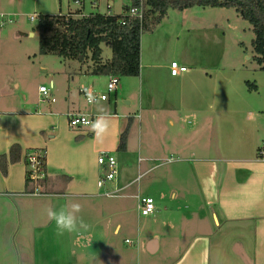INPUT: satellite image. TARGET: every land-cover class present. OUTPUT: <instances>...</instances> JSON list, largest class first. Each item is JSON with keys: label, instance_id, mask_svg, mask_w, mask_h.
<instances>
[{"label": "crops", "instance_id": "0c3cea01", "mask_svg": "<svg viewBox=\"0 0 264 264\" xmlns=\"http://www.w3.org/2000/svg\"><path fill=\"white\" fill-rule=\"evenodd\" d=\"M150 39L142 41L140 76H127L125 80L127 86H145V98L142 93L136 101L135 92L126 82L121 85L120 78L119 89L100 102L111 122L103 139H97L88 127H71L67 117L70 112L84 110L94 114V119L98 114L97 106L88 105L80 92L85 85L100 92L106 89L109 76L92 74V62L61 61L60 69L54 73H69V87L54 103H40L39 88L37 100L32 102L24 94L9 91L5 80L0 81V155L8 156L7 172L0 168V264H136L134 255L131 258V254L106 245L105 225L113 226V233L118 232L123 222L120 217L114 218L125 215V199L138 203V196H149L154 198L157 209L150 216L163 227L174 228L176 207L170 209L167 203L175 204L181 194L175 189L170 191V178L159 169L166 166L161 159L182 152L190 156L181 158L179 163L190 164L188 168L197 185L196 191H185L183 199L192 203L194 210L203 207L202 214L192 216L194 222L190 225L205 230H191L187 246L169 257L167 264H264V155L259 156V150L264 149V138H260L264 134V99L253 97L246 87L247 93L243 87L232 88L223 96L217 91L212 93V74L206 72L212 71L210 63L173 75L171 63L179 60H170L155 46L151 50ZM104 45L107 46L102 44V49ZM103 53V62L112 57V51L106 58ZM51 83L55 90L54 81ZM13 85L16 90L19 83ZM243 108L256 112L257 118H245L250 121L245 123L239 117ZM214 114L221 117L224 125L222 150L217 155L212 154ZM189 116L196 122L186 128L184 120ZM128 124L127 146L121 150V134ZM14 144L21 148L15 162L9 158ZM143 146L144 171L138 175L135 166L130 167L134 164L131 154L136 148L140 153ZM35 149L46 151L48 181L44 195L28 192L25 157ZM106 152L116 156L119 173L110 185L98 188L97 181L104 174L98 157ZM121 154L129 155L126 161ZM143 174L151 175L149 185L147 189L139 185L135 191L132 185ZM108 187L125 191L120 202H104L105 192L111 191ZM69 201L82 205L80 215L91 225L83 236H57L55 223L46 215V207L58 209ZM168 213L171 218L162 221L163 214ZM222 230V236L232 235L227 237H234V243L241 244L242 256H236L243 261L236 262L234 247L229 258L219 255L216 261L215 254L222 246L216 248L212 240ZM164 236L162 231L150 228L144 236V249L149 255L161 252Z\"/></svg>", "mask_w": 264, "mask_h": 264}, {"label": "rangeland", "instance_id": "374dc122", "mask_svg": "<svg viewBox=\"0 0 264 264\" xmlns=\"http://www.w3.org/2000/svg\"><path fill=\"white\" fill-rule=\"evenodd\" d=\"M128 0H85L83 12L90 13H107L108 4L112 6L114 14L123 12V5ZM78 9V6L73 0H0V13L11 14L17 20L16 23H11L0 28V81H4L8 85L9 91H17L27 96L34 102L37 99V89L41 85L49 86L51 81L55 84V96L61 97L67 92L69 87V73L66 75L55 74L54 71L60 69L59 64L63 58L55 54H40L39 52V36L36 28L37 22L30 20V15L37 14H68ZM34 35H31V33ZM255 34L252 26L234 9L222 7H204L194 6L185 10L169 9L164 19L159 23L152 25L149 30H144L141 37L142 41L150 39V49L155 46L170 58V60H179L180 65H185L190 70H195L196 66L201 63H210L209 69L206 71L212 74V93L217 91L218 95L229 91L232 88L245 87L253 97L264 99V70L260 69L258 63L254 59L253 40ZM155 44V45H154ZM103 56L109 57L111 49L104 45ZM67 61V60H66ZM68 67V64H66ZM76 65V64H75ZM212 66V67H210ZM55 75V76H54ZM8 76L9 83L7 82ZM126 77H121V85L125 84ZM247 81L256 84L257 89H250ZM13 82L19 83L15 90ZM106 82L103 80L104 86ZM127 86V82H126ZM235 86V87H234ZM132 88L134 97L139 100L140 95L145 98L147 89L143 86L132 85L127 86ZM107 92V88L104 90ZM247 93V92H246ZM113 94V93H111ZM44 104V103H43ZM246 108V107H245ZM253 110V108L249 109ZM244 111V108H243ZM239 117L245 123H250L252 117L257 118L256 112H249L245 109L244 113L240 112ZM195 119L186 117L184 125L186 128L194 126ZM224 125L221 123V117L212 116V154L217 155V151H221L223 138L222 129ZM226 136V133H224ZM260 138H264L261 134ZM186 144V141H185ZM134 154V156H133ZM131 156L134 159V164L130 167L139 172L144 171V146L139 153L138 148L134 149ZM128 154H121L124 161L128 158ZM190 156L185 152L169 155L160 160L166 165L159 169L160 173L167 174L170 178L169 189L178 191L181 195L176 199L175 204L170 201L168 207H176L174 228H165L162 224L154 221L153 216H140L135 200L125 199L127 211L125 215L115 216V220L120 217L123 222L121 229L113 233V226L105 225V243L117 247L121 253L131 254L136 264H167L169 257L178 255L183 248L187 246L186 240L189 238L191 230H205L204 227L195 226L193 228L190 223L192 216L203 213V207L199 210H194V206L189 201L183 199L185 191H196V181L194 175L191 174L188 162H180L181 158ZM117 159V158H116ZM118 162V160H117ZM188 163V164H187ZM136 164V165H135ZM128 166V165H127ZM177 166V168L175 167ZM122 168L123 165H121ZM190 167V166H189ZM125 169H127L125 167ZM119 173V170H118ZM157 173V172H156ZM137 175V176H138ZM118 177V174H117ZM116 177V178H117ZM151 175L139 177L137 183L132 185L136 191L139 185L147 189L149 178ZM110 185V182L107 183ZM110 187V186H109ZM108 187V190L111 189ZM112 190V189H111ZM127 192V191H126ZM125 191L119 192L115 196H105V203H118ZM135 201V202H134ZM123 203V201H121ZM159 214H156L158 216ZM171 218L169 213L164 215L162 221H167ZM209 218V217H208ZM207 219V218H206ZM211 219V215H210ZM212 231L215 229V220L212 215ZM162 231L166 236L162 238V250L156 256L149 255L144 249V236L150 230ZM219 232L213 238L214 246H222L219 252L215 254L216 261L221 258H229L233 247V254L237 258V254L241 253V244L234 243V237L229 234L223 235ZM140 236V238H139ZM175 239H183V242H175ZM221 239V241H220ZM132 241V243L127 242ZM249 247L246 246V252H249ZM229 253V254H228ZM243 260L236 262H241Z\"/></svg>", "mask_w": 264, "mask_h": 264}, {"label": "trees", "instance_id": "16d2710c", "mask_svg": "<svg viewBox=\"0 0 264 264\" xmlns=\"http://www.w3.org/2000/svg\"><path fill=\"white\" fill-rule=\"evenodd\" d=\"M146 12L143 21L123 14L90 13L84 17L68 14H40L37 22L40 54H55L63 59H73L80 63L92 62L90 70L95 75H118L121 77L140 76L141 37L144 30L159 24L169 9L185 10L194 6L234 8L252 26L254 59L264 70V0H144ZM134 5L139 0H133ZM127 10V5L124 6ZM125 19V24L122 23ZM102 44L112 51V57L103 62ZM250 89L256 84L247 81ZM130 124L121 134L119 148L126 149ZM21 148L14 144L9 158L15 162L20 158ZM7 155H0V168L7 172ZM26 158V157H25ZM45 176L39 186L46 192L48 181L46 163ZM30 186H34L27 177Z\"/></svg>", "mask_w": 264, "mask_h": 264}, {"label": "built area", "instance_id": "2783aa9c", "mask_svg": "<svg viewBox=\"0 0 264 264\" xmlns=\"http://www.w3.org/2000/svg\"><path fill=\"white\" fill-rule=\"evenodd\" d=\"M74 3L78 6V9L75 12H71L74 17H84L88 14L83 12V6L85 0H73ZM100 0H94V2H98ZM127 5V10H124V6ZM146 12V5L144 0H139L138 5L133 4V0H128L127 3L123 5V12L121 14L127 17H133L143 21ZM107 14L113 15L112 6L108 4V11ZM31 21L39 20V14L34 13L30 15ZM123 24H125V19L121 20ZM17 20L11 14L0 13V28L11 24L16 23ZM188 68L185 65H180L177 61L171 63V73L173 75H179ZM120 87V77L118 75H110L107 81V92H100L96 91L92 85H85L80 89L81 94L86 100V103L89 104L87 101L86 91H91L95 94L98 98L103 97L104 99L101 101H106L109 99L111 93H115ZM54 85L51 83L49 86L41 85L39 86V102L40 103H54L57 101L54 93ZM83 114H87L90 120H94V114L91 112L84 110V111H76L70 112L67 114L69 125L71 127H86L82 121L81 117ZM264 155V149L259 150V156ZM98 162L103 168L104 174L98 179L97 186L98 188H103L108 182H113L118 174V162L116 156L111 153H102L98 157ZM46 163V151L44 149H35L29 150L26 154V165H27V172L26 175L30 179V183L34 186L33 191L29 192L30 195H44L45 193L39 186V181L45 176L44 165ZM122 189H116L105 192L106 196H115L117 195ZM138 212L141 216H150L154 215L157 211L155 200L153 197H141L138 196V204H137ZM127 242L132 243V241L127 240Z\"/></svg>", "mask_w": 264, "mask_h": 264}, {"label": "clouds", "instance_id": "9594fccd", "mask_svg": "<svg viewBox=\"0 0 264 264\" xmlns=\"http://www.w3.org/2000/svg\"><path fill=\"white\" fill-rule=\"evenodd\" d=\"M85 91L88 103L97 106L98 114L94 120H90L87 114H83L81 121L86 127L90 128L97 139H103L109 133L111 127L109 113L100 104V100L104 98H98L93 92L88 90ZM45 212L49 221L55 223L57 236H63L65 233H76L83 236V234L88 233L91 228V225L80 215L82 212V205L78 202L69 201L58 209L48 206Z\"/></svg>", "mask_w": 264, "mask_h": 264}]
</instances>
